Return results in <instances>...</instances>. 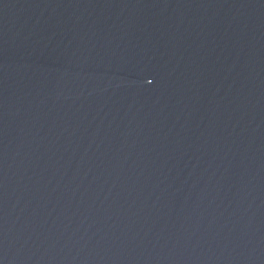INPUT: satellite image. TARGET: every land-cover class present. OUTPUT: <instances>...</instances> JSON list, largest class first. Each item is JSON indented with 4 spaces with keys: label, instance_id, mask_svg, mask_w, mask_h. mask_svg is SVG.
Returning <instances> with one entry per match:
<instances>
[{
    "label": "water",
    "instance_id": "obj_1",
    "mask_svg": "<svg viewBox=\"0 0 264 264\" xmlns=\"http://www.w3.org/2000/svg\"><path fill=\"white\" fill-rule=\"evenodd\" d=\"M0 264H264V0H0Z\"/></svg>",
    "mask_w": 264,
    "mask_h": 264
}]
</instances>
